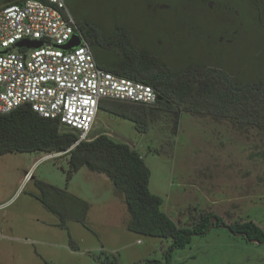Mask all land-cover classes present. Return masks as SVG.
Wrapping results in <instances>:
<instances>
[{"label":"rangeland","instance_id":"374dc122","mask_svg":"<svg viewBox=\"0 0 264 264\" xmlns=\"http://www.w3.org/2000/svg\"><path fill=\"white\" fill-rule=\"evenodd\" d=\"M205 1L65 3L71 15L96 25L107 39L116 27H125L138 46L145 42L160 65L173 73L193 63L218 68V62L263 70L264 20L256 9L247 0H220L219 9ZM107 54L116 58L118 52L108 49ZM101 134L141 154L151 170V193L163 199L162 211L178 227H192L200 214L212 213L226 225L253 222L264 231V161L258 157L264 150L262 132L175 109L150 122L146 134L128 120L99 111L90 138ZM49 156L53 154L0 155V264H103L108 258L119 264H165L172 240L128 231L124 196L115 192L109 178L82 168L68 183L69 157ZM35 181L89 203L86 226L76 220L84 215L82 208L53 199L68 211L63 228L60 218L40 202ZM170 255V264H264V243L213 227Z\"/></svg>","mask_w":264,"mask_h":264},{"label":"trees","instance_id":"16d2710c","mask_svg":"<svg viewBox=\"0 0 264 264\" xmlns=\"http://www.w3.org/2000/svg\"><path fill=\"white\" fill-rule=\"evenodd\" d=\"M22 1L0 0V7ZM206 1L218 9L223 6L220 0ZM247 2L263 21L264 0ZM72 15L77 30L91 47L99 67L117 76L150 85L158 94L155 106L103 100L99 111L134 123L141 134L148 133L150 122L160 114L174 113L175 109L191 115L228 120L241 129H256L264 134V69L251 72L247 63L235 69L218 62V68L193 63L181 72L158 70L163 65H160L156 55L148 48L139 50L125 27H116L114 34L107 39L96 25ZM261 27L264 32V22ZM108 49L118 52L116 58L107 54ZM78 140L76 131L62 126L58 120L39 116L29 106L0 115V155L65 154L69 157V168L65 172L68 183L82 168L105 175L112 181L115 192L124 196L130 215L128 231L146 238L172 240L165 264L171 262V251L185 248L193 236L207 234L214 218L218 220L214 227L227 226L235 236L264 243V231L253 222L226 225L221 217L212 213L200 214L192 227H178L162 211L163 199L151 193V170L138 151L128 144L115 142L107 134L86 142L78 143ZM258 157L264 161V150ZM35 185L41 192L40 202L60 218L63 228H67L68 211L57 206L53 199L69 201L74 207L82 208L84 215H79L76 220L86 226L85 214L90 208L89 203L43 181H35ZM71 245L77 247L73 239ZM103 264L119 263L116 258H108ZM147 264L160 263L150 261Z\"/></svg>","mask_w":264,"mask_h":264},{"label":"built area","instance_id":"2783aa9c","mask_svg":"<svg viewBox=\"0 0 264 264\" xmlns=\"http://www.w3.org/2000/svg\"><path fill=\"white\" fill-rule=\"evenodd\" d=\"M74 36L81 39L80 46L69 51L55 47ZM23 40L43 46L16 47ZM103 100L155 106L158 94L150 85L98 66L65 0H23L0 7V115L29 106L76 131L80 143L91 139Z\"/></svg>","mask_w":264,"mask_h":264},{"label":"water","instance_id":"95a60500","mask_svg":"<svg viewBox=\"0 0 264 264\" xmlns=\"http://www.w3.org/2000/svg\"><path fill=\"white\" fill-rule=\"evenodd\" d=\"M80 44H81V39L78 36H74L73 39L68 44H66L65 46H63V47L55 46V47L61 48L65 51H69L71 49H74V48L80 46ZM42 46H43V42L36 41V40H32V41L23 40V41L18 42L16 44V47H19V48L20 47H26L27 49H32V48L36 49V48H41ZM4 53H7V51H4ZM217 223H218L217 218L212 219L210 229H212L215 225H217ZM221 227L227 228L230 231V229L227 226H221ZM252 242L257 243V241H252Z\"/></svg>","mask_w":264,"mask_h":264},{"label":"flooded vegetation","instance_id":"af4514ba","mask_svg":"<svg viewBox=\"0 0 264 264\" xmlns=\"http://www.w3.org/2000/svg\"><path fill=\"white\" fill-rule=\"evenodd\" d=\"M195 31H196V29H195ZM140 45H141L142 47H141ZM138 47H139V50H144V49L147 47V44H145V42H141V43H139V46H138ZM185 68H187V67H185ZM185 68H184V69H185ZM157 69H158V70H162V71H164V70H169V68H168L166 65H164V64H163V67H158ZM169 71H170V70H169ZM170 72H171V71H170Z\"/></svg>","mask_w":264,"mask_h":264},{"label":"crops","instance_id":"0c3cea01","mask_svg":"<svg viewBox=\"0 0 264 264\" xmlns=\"http://www.w3.org/2000/svg\"><path fill=\"white\" fill-rule=\"evenodd\" d=\"M81 170H82V169H81ZM81 170H80V171H81ZM80 171H79V172H80ZM28 177H29V176H28ZM137 242H138V241H137Z\"/></svg>","mask_w":264,"mask_h":264}]
</instances>
